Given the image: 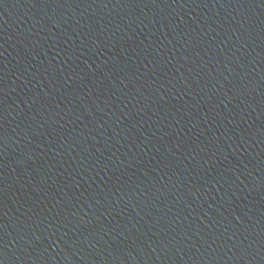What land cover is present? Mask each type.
<instances>
[{"label":"water","instance_id":"water-1","mask_svg":"<svg viewBox=\"0 0 264 264\" xmlns=\"http://www.w3.org/2000/svg\"><path fill=\"white\" fill-rule=\"evenodd\" d=\"M0 264H264V0H0Z\"/></svg>","mask_w":264,"mask_h":264}]
</instances>
